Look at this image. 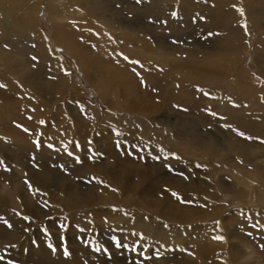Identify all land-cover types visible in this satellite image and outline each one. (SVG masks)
I'll list each match as a JSON object with an SVG mask.
<instances>
[{"label": "rangeland", "instance_id": "374dc122", "mask_svg": "<svg viewBox=\"0 0 264 264\" xmlns=\"http://www.w3.org/2000/svg\"><path fill=\"white\" fill-rule=\"evenodd\" d=\"M55 1L63 7L71 6L73 12L60 19L43 9L37 15L42 30L49 36L57 32L65 45L55 43L63 58L56 61L54 67L35 54L34 44L29 39L0 40L3 53L0 54L3 55L0 56V74L8 81L6 89L0 88V131L5 135L0 136V161L11 169L6 171L0 166V217L13 225L8 228L0 220V256L5 257L0 264H8L9 260L14 264H135L137 260H142L143 264H184L185 260L197 261V264L222 261L221 264H235L230 250L226 257L214 248L201 254L204 247L208 248L205 237H192L191 243L182 240L185 232L195 230L198 223L178 226L133 201L107 202L99 207L79 206L71 210L56 208L55 200L62 194L55 199L42 195L38 178L101 193L103 190L98 183L88 181L106 164L114 168L128 167L131 178H150L146 191L154 199H163L167 203L165 207L179 205L201 209L195 201L183 199L192 203H181L173 197L164 183L166 179L199 185L196 187L199 192L206 188L207 193L214 189L209 185L217 181L230 187L228 193L234 196L246 189L250 194H243L239 203H233L232 196L231 203L228 199L225 201L226 208L231 204L234 211L224 224L229 225L236 236H233L236 240L231 238L230 241L237 242V258L248 264H264V101L261 98L264 84L260 80H240V83L236 77L240 66L253 73L264 72V51L257 53L258 35L264 45V20L258 18L264 16V6L257 4L259 7L251 5L250 8L242 2L247 30L242 23L243 35L236 40L233 35L232 42L231 38L226 40L223 36L231 17L215 11L220 0H157V3L143 0L141 4L135 0H99L94 7L105 12L103 18L83 10L80 0L77 3L76 0ZM68 44L78 46L75 45L78 56L70 52ZM229 47L237 49L235 55L223 50ZM33 56L37 57L36 61ZM124 56L140 63H130ZM232 59L235 68L232 67L231 72L226 68ZM211 60L216 61V67L209 65ZM62 69L71 75H65ZM239 87L248 94L241 95V101L228 102V97ZM255 89L263 91L262 95L261 91L252 95ZM29 116L32 119H28ZM40 120L47 123L41 125ZM17 125L28 128L31 134ZM238 131L253 139L241 137ZM48 132L55 136L52 142L44 139L49 138ZM117 132L120 135H116ZM59 137L63 140H58ZM37 138L42 144L39 150L33 143ZM205 138L215 146H207L202 152L200 146ZM49 143L59 151L47 148ZM77 143L79 148L75 146ZM69 151L79 156L82 163H76L74 156L67 154ZM93 153L100 155L90 158ZM165 153H175L180 159L170 156L165 160ZM155 155L161 159H152ZM251 160L253 162L249 163ZM167 165H171L172 171ZM26 181L40 193L34 195ZM49 190L56 191L53 187ZM256 191H261L263 199L256 198ZM136 196L134 194L135 199ZM109 210L113 212L111 215ZM202 210L205 217L208 215L205 223L214 220L211 205H204ZM105 211L108 213H103ZM117 211L120 212L117 214ZM22 216L32 220L26 221ZM118 216L122 218L119 222L120 218H115ZM133 218L139 221L136 224L141 222L140 226L131 223ZM146 220L151 223L150 227L147 224L148 228L141 226ZM60 224L68 225L66 232H62ZM211 224L213 229L205 227L203 231L211 228L209 242L221 244L213 239L218 230ZM79 225L87 231L80 232ZM152 225L164 236L153 235ZM44 228L48 229L50 242L57 248L55 254L47 247L49 237L42 231ZM169 232L174 235V244L168 242ZM133 233H141L147 240H140ZM61 235L67 240L71 253L68 257L63 254ZM113 237L122 239L129 249L139 241L144 254L152 258L146 260L130 250L117 249ZM81 238L92 241V245L86 246ZM96 245L108 248L111 257L103 251L95 252ZM157 250L161 255L155 254Z\"/></svg>", "mask_w": 264, "mask_h": 264}, {"label": "bare ground", "instance_id": "6f19581e", "mask_svg": "<svg viewBox=\"0 0 264 264\" xmlns=\"http://www.w3.org/2000/svg\"><path fill=\"white\" fill-rule=\"evenodd\" d=\"M78 1L79 0H76V3ZM79 2L81 4V6L83 7L82 9L85 10L86 12H89L90 11V13H94L95 15H98L101 18H103V16L105 17V12L101 8L97 7V9H98V11H97V9L94 7V4L97 5V3L99 2V0L98 1L97 0H80ZM152 2L157 3L159 1L154 0ZM242 2H243V4L245 3V4H247V6H250V8H251V5L252 6L253 5L254 6L255 5L257 6V4L260 5V6H264V0H220L218 2L219 3L218 10H215V11L217 13H219V14L220 13H222L223 15H226L227 14V15H229L231 17L230 18L231 19L230 25H228L229 28L228 27L226 28L227 29V32L225 31L226 33H225V35H223L226 40H230L229 38H231L233 35H234L233 37H235V40H236V37L237 36L243 35L241 30H242V23L244 24V22H245V17L244 16H245V13L246 12H245V7L242 8V5H241ZM233 6H235V7H233ZM257 7H259V6H257ZM260 8H263V7H260ZM40 9L45 10L47 13H49L51 15H55V17H58V19H60L62 16H65L67 14L69 15V14H71L73 12V9H72L71 6L63 7V6H61L59 4L58 1H55V0H51V1H49V0H0V40L7 39V38H12V37L19 38V39L20 38L21 39H24V38L29 39L30 42L35 45V54L37 53L38 56L43 61H45V63L48 62L49 64H51L54 67V64H56V61H62V58H63L62 57V54L60 53V51L57 50V48H56L57 46L55 45V43L56 44H59L61 46H65V45H64L62 39H60L61 36L59 37L56 34L57 32H54L51 36H49L45 31L42 30L40 18L37 17V15H39L38 13H39V10ZM238 9H243V11H244V15L243 16H241V14L238 11ZM56 14L59 15V16H57ZM261 14H263V13H261ZM110 18H111V16H110ZM258 18H259V20H264V16L263 15L262 16H259ZM132 29H133V27H132ZM240 31H241V34H240ZM234 33H237V34H234ZM258 36L259 37H258V42H257L258 43V45H257V47H258L257 48V53L260 54V53H263L262 51H264L263 50L264 48H261L260 45L263 43V40L260 38V35H258ZM231 40L233 42V39L232 38H231ZM4 42H6V40ZM69 45L70 44H68L67 47L69 48L70 52H72L73 54H76L77 55L78 54L77 52H79V50L76 47H78V46L75 44L76 45V47H75V45L73 46V44H72V46L69 47ZM229 48H225L223 50H225V51H229L230 50L232 52V54L235 55L236 52H237V49H235V48H230L229 49ZM0 54H3V53L0 52ZM0 56H3V55H0ZM3 60L5 62H8L7 61L8 59L6 60L4 58ZM79 60H80V58H79ZM233 64H235V60L232 59L230 61V63L227 64L228 66H227L226 69L232 72L233 68H235V66ZM209 65L212 66V68H214V67L217 66V63H216L215 60H211L210 63H209ZM236 73H237L236 74V77L239 79V81L241 80V81L244 82V80H246V82L247 81L253 82V81H256V80H260V82L262 81V83L264 84V82H263L264 81V72L261 73L259 71H256V72L253 73V72H250V71H248L245 68H243V67L240 66L239 68L236 69ZM4 76L2 74H0V83H3V84H6L7 85L8 84V81H7V79ZM30 80H32V78ZM241 81H240V83H241ZM112 83L118 85L117 81L112 80ZM259 85H260V83H259ZM61 87H64V86L61 85ZM245 91H246V89H245ZM245 91L242 89V87L241 88L239 87V89L237 91L235 90L234 95H231L232 97H228L227 96L228 97V99H227L228 102H230V101L231 102L241 101V99H240L241 95L244 97L245 95H243V94H248V92H245ZM259 91H261V90L255 89L251 93H253L252 95H254L255 93H256L255 95H257L258 94L257 92H259ZM34 92H36V91H34ZM262 93H263V91L260 92V95H262ZM122 95H125V94H122ZM75 96H77V95H75ZM127 98H128V96H127ZM261 98L264 101V94H263V96H261ZM137 100H138V98H137ZM146 102H144V103H146ZM122 105H124V104H122ZM151 108L153 109L154 107L151 106ZM138 109H140V108H138ZM0 111H1V106H0ZM155 111H156V108H155ZM2 135H4V134L2 133V131H0V136H2ZM54 137H55L54 135L52 136L50 134L49 135V138L48 137L47 138L44 137V139L52 142V140H53ZM63 137H59L58 140H63ZM64 139H65V137H64ZM211 145H212V147L215 146L213 144H210L209 140H207V138H205L203 140V143L200 146V150L202 152L205 151L206 150L205 148L207 146H208V148H212ZM217 147H218V145H217ZM257 152L258 151H256V153ZM261 152L262 151H260V153ZM104 154H105V152H104ZM244 156H245V154H244ZM258 161H259V159H258ZM252 162H253V160H251L249 163H252ZM256 162H255V164H256ZM257 166H259V165H257ZM238 168H241V167H238ZM253 169H255V168L253 167ZM130 172H131V170L128 167L121 166L120 168H117V167L114 168V167H110L108 164H106V167L100 169L98 172H96V173L93 174L95 177H98L101 180H103L105 182V184L107 185V186H105V185L99 184L100 185V188L104 191V192L102 191L101 193L100 192L93 191V189L92 190H86V189L77 190L76 187L74 189V188L68 187L67 185H64V184H56L54 182H51L50 183L49 180L48 179H45V178H38V180L41 183V185H40L41 186V190L44 193H47V195H45L44 198L49 199L48 196H50L53 199H55L56 197H58L57 196L58 194H60V195L62 194L63 195L60 198H58L57 200H55V205L58 206L56 208L62 207V208L71 210V209L76 208V207H79V206L80 207H86V206L99 207V205H103V203L104 204H107V202H109V203L118 202V203H121V204H125V203H128L129 201H131V202L133 201V202H136L137 205L143 206V208L152 209L156 214L160 215L161 217L165 218L166 220H169L171 222H175L178 226L180 224L190 225L192 222H195L196 224L198 223L197 228H194L195 230L191 231V229H190L191 232L189 230H188V232H185V234H184V236L182 238V240L184 242L191 243L192 242V240H191L192 237H196V238H204L205 237V238H207V242H206L207 244L206 245L208 246V248L205 249L206 247H204L203 250L200 251L201 254H204L205 253V250H207V253H208V249L209 248H211V249L214 248V249L220 250L221 255H223L224 257H226V254L228 252L227 250H230V254H231V256L233 255L235 264H248L247 262H244L243 259L237 258V253H238L237 249L239 248L238 245L236 244L237 242L235 243V242H233V240H232V242L230 241L231 238H233V236H234V232L230 228L229 225H227V224L225 225L224 224V221L226 219H228L227 218L228 215H230L232 213V211H234V207L230 206L231 205L230 204L231 203L230 202L231 200L229 201L230 197L232 196L234 198L233 203H239L240 198H241V196L243 194H246V195L250 194L246 189L240 188V189H243V191H241L239 194L237 193V195L234 196V195H231L230 193H228L229 190H230V187L225 186L224 182H222V181H217V182H214V185H211V184L209 185L211 188L213 187L214 189L212 188L213 190L209 191L210 193H207L208 189H206V188H203L204 191H200L199 192L200 189L199 188H196L199 185H191V183L181 184L180 182H178L176 180L166 179L164 183L167 186L166 188L168 190H170V192H177L183 199H186V200L187 199H190L192 201H195L196 203H199L200 204V207L199 208H201V209L191 208V207L189 208V206H179V205H171V204H170L171 206L165 207L166 205L164 206V203L165 204H167V203L164 202L163 199H159V198L154 199V196L152 194H150L149 192H147L148 191L147 190V185H148V183L150 181L149 180L150 178H146V177H142V176H136L134 178H131L130 177V174H131ZM238 172H240V171H238ZM261 176H263V175H261ZM249 177H247V178L249 179ZM258 177L261 178L260 175ZM254 178H256V177H254ZM216 180H218V179H216ZM261 181H262V178H261ZM198 182H200V181H198ZM257 183H258V181H257ZM203 184H201V185H203ZM262 186H263V184H262ZM49 187H53L56 191L49 190ZM202 187H204V186H202ZM44 189L45 190H48V192H46ZM97 189H99V187ZM113 189H116V191H113ZM248 190H250V189H248ZM257 192L258 191L255 192L256 198L261 199L262 196H263L262 193H261V191H259L260 193H257ZM130 193H132L133 197H132V195H130ZM134 194L137 195L136 196L137 199L134 198ZM227 199L230 202L229 203L230 205H228V207L226 208V206H225L226 204L224 205V203H225V201ZM204 205L205 206L206 205H211L212 209H214V213H213L212 216L215 217L214 220L209 221V222H206V223L204 222V220H206L205 218H207L208 215L205 217V215H206L205 214V210L206 209L205 210H202V208H204ZM139 206H137V207H139ZM29 207H27V209ZM53 207H54V204H53ZM112 207H114V206H112ZM108 209H110V208L108 207ZM94 210H95V208H94ZM97 210H98V208L96 209V212H97ZM56 211L58 212V210H56ZM109 211H111V210H109ZM31 212H29V213H31ZM98 212H100V211H98ZM119 212L117 211V214ZM129 212L127 214H130ZM235 212H236V210H235ZM249 212H248V214H249ZM103 213H108V212L105 211ZM112 213L113 212L111 211L110 212V215ZM112 217L114 218V216H112ZM133 217H135L134 214H133ZM115 218H120V217L118 216V217H115ZM121 219L122 218L118 219L117 221L119 222ZM133 219H134V221H132L131 223L136 224V222H139L138 220L135 221V218H133ZM138 219H140V218H138ZM208 219H210V218H208ZM123 223H124V221H123ZM200 223H201V225H200ZM204 223L206 224V226H204ZM211 223H214V226L217 227V230H218L217 235H223L226 238V242L225 241H221V244H218V245H213V243L211 244L209 242V240H210L209 235H211V231L212 230H209V229H211V228H209L208 231H203V229H206L205 227H207V228L208 227H212V229H213V226H212L213 224H211ZM139 224H136V225H139ZM147 224L149 225L151 223H149L146 220L143 225L141 224V226L142 227L143 226L147 227ZM79 227H80V225H79ZM106 227H107V224H106ZM149 227H150V225H149ZM147 228H145V229H147ZM151 228L153 229L152 230L153 231V235L155 234V235L161 236V234H162L161 233V230L157 226L152 225ZM161 229L163 230V228H161ZM164 232H165V230H164ZM169 233H170V236L167 235V236H169L168 237V242L171 243V244H174V242H175V240H173L174 239V237H173L174 235L172 234V232H169ZM234 237H236V236H234ZM234 240H236V239H234ZM239 252H241V251L239 250ZM207 253H205V254H207ZM223 259H225V258H223ZM214 263H216V262L214 261ZM184 264H197V261L185 260Z\"/></svg>", "mask_w": 264, "mask_h": 264}, {"label": "snow or ice", "instance_id": "6c2138e0", "mask_svg": "<svg viewBox=\"0 0 264 264\" xmlns=\"http://www.w3.org/2000/svg\"><path fill=\"white\" fill-rule=\"evenodd\" d=\"M135 2H136L137 4H141V3H143V0H135ZM233 7H235V6H233ZM238 11L240 12L241 16L244 15V11H243V9H238ZM175 15H176V13L174 12V13H173V16H175ZM165 23H166V22H165ZM243 27L245 28V30H247V23H245V24L243 25ZM5 47H7V45H5ZM33 47H35V45H33ZM123 58H124L126 61H129V58H128L127 56H124ZM32 59H33V61H36V60H37V57L33 56ZM129 62H130V63H133V64H139V63H140L139 61H129ZM141 67H143V65H141ZM62 70L64 71V74H65V75H71V73H69L66 69H62ZM51 78H52V79H55V77H51ZM142 83H144L143 80H142ZM145 86H147V85H145ZM7 87H8V86H7L6 84L0 83V88H4V89H6ZM20 87H23V86L20 85ZM153 90L155 91V89H153ZM236 106L239 107V105H236ZM185 110H186V109H185ZM32 111H35V109H32ZM81 111H82V112L84 111V108H83L82 105H81ZM212 115H216V114H215V113H212ZM28 119H32V117L29 116ZM38 123L41 124V125H44V124H46V121H44V120H40V121H38ZM17 126H18V127H21V128L23 129L24 132L31 134V133H30V130H29L28 128H24L23 125H17ZM40 135L43 136V133H40ZM116 135H120V133L117 132ZM238 135H240L241 137H245L246 139H253V137L246 136V134H245L244 132H239V131H238ZM33 143L36 145V148H37L38 150L42 147L41 140H40L39 138H37L36 140H34ZM75 146H76L77 148L80 147V145H79L78 143H77ZM117 146L119 147V142H117ZM46 147L49 148V149H53V150H55V151H59V149L55 148V145H53V144H51V143L47 144ZM64 147H65V150L67 151V145H65ZM67 154H68L69 156H74L76 163H82L80 157H79V156H75L73 152L69 151ZM129 154H131V153H129ZM97 155H100V154H99V153H93V156L90 157V158H93V159H94L95 156H97ZM170 156H171L172 158H174V159H180V157H178L175 153H165L163 158H164L165 160H167V159H169ZM141 158H142V157H141ZM152 159L159 161V160L161 159V156H159V155H155V156H152ZM0 166H4V168H5L6 171H10V170H11L10 168H7V166L4 165V162H3V161H0ZM167 167L169 168L170 171H172L171 165H167ZM197 167H200V165H197ZM61 168H63V165H61ZM178 174H179V175H183V173H178ZM185 179H187V177H185ZM88 182H89V183L95 182V183H98V184H102V185L107 186L103 180H101L100 178L95 177V176L92 177V179H91L90 181H88ZM26 183L28 184L29 189H30L31 191H33V194H34V195L40 193V190H39V189H33V186L31 185L30 182L26 181ZM113 191H116V189H113ZM169 191H170V190H169ZM43 195H47V193H43ZM171 195H172L173 197H175L177 200H179L181 203H192V201H185V200H183V198H182L177 192H171ZM45 206H48V205L45 204ZM202 206H203V205H202ZM14 211H15V210H14ZM17 215H21V213L17 212ZM22 218H23L24 220H26V221H31V220H32V218L29 217V216H22ZM0 220H3V223H4L8 228H12V227H13V225H12L11 223H9L7 219H5V218H3V217H0ZM217 223H218V222H217ZM77 227H78V230H79L80 232H86V231H87L86 228H79V226H77ZM165 227L167 228L168 225L165 224ZM253 227H256V225H253ZM60 228H61L62 232H66L67 229H68V225H66V224H60ZM42 231L44 232V234H45L46 236L49 237V242L47 243V247H48L49 249H51V251L53 252V254H55L56 251H57V248H56V246H55L53 243L50 242L51 234L48 232V229H47V228H44ZM133 235L138 236V237L140 238V240H147V237L143 236V234H141V233H133ZM249 235H251V234L249 233ZM60 239H61V242H62V243H61V247L63 248V254H64V256H65V257L70 256L71 253L69 252V249H68V247H67V240H66V237L63 236V235H61ZM81 239H82V242H84L86 246H91L92 243H93V242L90 241V240H84L83 238H81ZM213 239L218 240V241H225V242H226V238H225L223 235H216V236L213 237ZM112 240H113V242H114V246H115L117 249H121V248H123V249L130 250V251H132V252H134V253H137V254L140 255V256H143L144 259H146V260L152 258V257L147 256V255L144 254V251L141 249V246H140L139 241H137V242L135 243V245L129 249V246H128V245H127L122 239L117 238V237H113ZM33 243L35 244V241H33ZM12 247H15V245H12ZM262 247H264V245H262ZM93 250H94L95 252H101V251H103L105 254H107V255L109 256V258L111 257V253L109 252L108 248H102L100 245H96V246L94 247ZM155 254H156L157 256L161 255V253H160L158 250L156 251ZM189 254L191 255V253H189ZM4 259H5L4 256H0V261H2V260H4ZM8 264H14V261L9 260V261H8ZM135 264H143V261H142V260H137V261L135 262Z\"/></svg>", "mask_w": 264, "mask_h": 264}]
</instances>
